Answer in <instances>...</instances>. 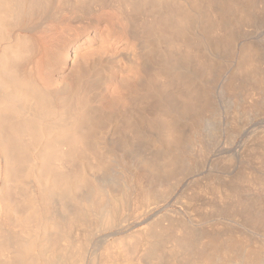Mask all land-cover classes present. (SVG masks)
Returning a JSON list of instances; mask_svg holds the SVG:
<instances>
[{
    "label": "rangeland",
    "instance_id": "1",
    "mask_svg": "<svg viewBox=\"0 0 264 264\" xmlns=\"http://www.w3.org/2000/svg\"><path fill=\"white\" fill-rule=\"evenodd\" d=\"M136 1H138V0H136ZM141 1H142V3L145 2L143 4V6L144 5L145 6L143 8L134 9L135 11L131 10V12L129 10L130 8L129 9L127 8L128 10L124 9L125 11L123 12L122 10L112 9L111 7H105V8L100 9V8H97L98 6H95V8L93 6H89V7H86L85 9H78V8H76V9L69 8L68 9L67 8L68 5H66V4H65L66 6L63 5L64 7H62V8L60 7L58 9V7L55 4H53V6H52V4H50V6L46 8L47 10L41 16H39V18L35 19V22H32V24L28 25L27 29H23L22 27L19 26V24L16 25L18 22H16L14 20V18L12 16H10L11 14H9V16L6 15V17H8L9 19L4 17V25L5 24H7V25H5V27H4V25L2 26V27H4L3 29H5V28L6 29L3 30V34L5 33L4 34L5 36L3 34H1L2 36L0 38V54H2V55H0V57H1L0 59H2V57L4 55L3 50H6L5 54L10 51L12 55L11 54L9 55V53H8V55L14 56V52L16 51L15 49L17 48L16 44L18 42H20V39L24 38V40L29 42L30 38H31V40H32L31 42L35 43V58L32 59L33 61L31 63V67L33 68L31 75H33V77H32L33 79L32 78L30 79L29 77H27L26 79L27 80L29 79L30 83L32 81H34L35 82V88L38 90L37 92L40 94L44 93V96H47V98L48 99L50 98L52 101L54 100L53 103L60 106V108H61V105H63V103H64V98L65 99L68 98V100H69L70 98H72V95L74 96V93H75V96L81 94L82 97L80 96V98L82 99V102H81L82 106L81 105L80 106H81V108H83V109H81V111H82L83 115H85V117L81 115L80 110H79L80 113L77 112V110H74L75 113L71 112L69 110H68L69 112L65 110L66 112H64L63 115H61V114L58 115L59 117L61 116L60 119L56 118L58 116H55V118L57 119L56 120L57 122L55 121V118H52V116H51V118L50 117L47 118L45 120V123H44V127L42 130L43 132L40 131L39 132L40 134L39 133L37 134L36 132L33 133L32 131L31 132L28 131L30 135H27L28 132L24 131L23 133H25L26 135L21 134L19 139L16 136V139H13L14 145L17 144L19 141L22 142V143H20V146H21L20 149L21 150L19 149V151H21L22 154H20L21 152H19V151H18V153H19V155H21V157L19 156L21 159H22V157H24V159H22V161H23L22 165L25 163V166H23L21 169H17L16 168L17 166L15 167V165H14L15 163H13V165H10L11 164L10 161H9L10 164H8L7 162H6L7 164L5 163V161H4L5 154H3L2 150H1V149H3L1 147L2 146L1 144L4 143V142L2 143V141L5 140V138L4 139L2 138L3 139L2 140L0 137V142H1L0 143V164H1L2 170H3L4 165H8V166H5V168H4L5 170L6 169L9 170V168H12L9 170L10 172L12 171V175H11V173L9 174L8 170L6 171V172H8L6 174V175H8L7 179H6V177H4L6 175H3V173L5 171H2L1 175L3 177L0 175V192L1 193L6 192L3 195V197H6V199H7V197L8 198L11 197L8 199V202L10 203V205L13 204V206H14L13 207L14 208V213H13L14 216H15V214H16V216H19V214L24 215V213L27 216L28 213L30 214V212H35V213H37L35 215H38V219L35 220L38 225H36V223L34 221L33 222L30 221V225H31L30 227L32 230L29 229V231L23 232L22 228L20 229V227H22L20 223H16L15 221L10 220V219L9 220L5 219V217H4L5 215L0 212V264H7V263L8 264H48V263L50 264V261H52L51 264H62L64 261H65L64 262L65 264H68L69 252L71 253L77 248V247L74 248V246H77L76 243L77 244L79 243V239L81 241H83L80 243L85 245V247H84L79 243V245H81L80 250L82 247L84 248V249L82 248V251H81V253H82V255L80 257L81 260L79 259L80 264H82V262H83V264H100L101 259H103L106 255L107 256L110 255L111 252L116 253L117 252V251L115 252L116 248H121L120 250H123V254L128 253L126 255H129V253H130V256H131L130 258H132V257L135 258V260H134V258L131 259V261H132V262H130L131 264H169L170 261L173 262L172 257L170 255L165 254V252L168 253L167 249L164 250V247H162V246L164 245L165 247H167L170 244L167 241V238L171 237L170 236L171 233H173V234H171L172 237H173V235L176 236L175 225H176L177 221L180 222L181 219H183L182 218L183 216H184V219L189 218L188 214L182 212L183 206L180 203L179 197L182 196L181 199H183V196L185 195V190H188L186 192L192 191V189L194 188V187H192L193 186L192 178L196 177L195 179L198 178V180L199 181L201 180L200 182H202V181H204V179H203L204 177L210 176L209 175L210 173L217 175V176L222 175L221 178L224 176L223 178H225V179H228L229 177L234 176L239 171L238 169H240L239 168L240 166L237 165L238 161L237 160L235 161V159L239 156H242L243 154L245 155V153L247 152L248 146H250L251 144H253L256 141L261 140V139L264 140V138H261V137H264V102H263L264 101V95H262V94H264V91H263L264 87H262L261 90L259 88H257L258 93L256 90H254L253 93L249 94V95L246 94V92L243 89L244 87H247L246 85H249L250 87L252 84L259 85V83L260 82L262 83L264 80V9H263L264 8V0H238V1L236 0L237 2L235 0H230V3L228 2L229 0H221L222 4L220 3V0H217L218 2L216 0H207V1L206 0H197V1L185 0L184 2H183V0H180V1L179 0H141ZM209 1L211 3H208ZM213 1H214V3H213ZM232 1H235L236 3H234V2L231 3ZM239 1H241V2L243 1L242 5H244L243 3H245V5H244L245 7L239 8V6H238ZM138 2H140V0ZM159 2L161 4H164V7H166V8H164V7H163L164 9L160 8V4L158 5L159 8H158V6L157 7L154 6V8H153V6L150 5V3L155 4V3H159ZM227 2L229 4H232V5L229 8H227V10H226L224 5H227V7H228V4H226ZM241 2H239V3H241ZM212 3H213V5H211ZM165 4H166V6H165ZM235 4L238 6V9H235V12L230 11L233 9L232 7ZM175 6L179 7L180 10H178V8ZM208 6H210V7H208ZM235 6H234V8H235ZM145 7H147V10L145 9ZM149 7H152V8L150 9ZM170 7H171V9H170ZM218 7L219 8L224 7L222 9L223 10L225 9V12L228 13V15L225 12H222L223 10L219 9ZM255 7L256 8L258 7V8L256 9ZM204 8L207 10H205ZM209 8H212V9H209ZM105 9H107V10H105ZM240 9H242V10H240ZM163 10L167 14L162 13ZM170 10L174 11V12L171 13ZM208 10H210V11H208ZM220 10H222V11H220ZM238 10H239V12H238ZM160 11L162 14L160 13ZM167 11L170 14H168ZM215 11L217 13H215ZM240 11H241V13H240ZM126 12L129 14L126 15ZM219 12H222L224 14L219 13ZM231 12L234 14H232ZM116 13H118V14H116ZM131 13H133V14H131ZM242 13H243V15H242ZM121 14H122V16H121ZM124 14L126 15V18L124 16ZM239 14H240V16H238ZM129 15L133 20H136L135 25H130V23L128 22L127 16L129 17ZM162 15H169L170 17H172L174 15V17H172L173 21H172V23H170L172 25H167L168 29H166L165 31H162V33H161V30L158 28V26L155 25L156 22H153V21L160 19L162 17ZM214 15H216V17H214V18H216L215 20L220 21V19L217 17L222 16L221 21H224L222 23V25H220L219 32H216L217 30L211 21L212 17ZM217 15H219V16H217ZM225 15H227V17ZM175 16L178 19V21L180 20L179 24H180V27L182 28V30L178 31V32H176L175 27H173L176 23L175 22L173 25V22L176 20ZM177 16H179V17H177ZM223 16L225 18H223ZM114 19H115V21H114ZM119 19H120V21H119ZM208 19H210V20H208ZM117 20H118V22H117ZM6 21H7V23H6ZM169 22H171V20ZM183 22H185V23H183ZM66 23L68 26L66 25ZM149 23L150 24L153 23L152 28H150V29L147 28L148 26H146ZM236 23H238V25ZM150 24H149V26H150ZM183 25H185V26H183ZM169 26L172 29H169L170 28ZM251 26H252V28H251ZM212 28L216 31H213ZM222 29L225 31H222ZM157 30H159L160 32ZM167 31H169V32H167ZM184 32H186V33H184ZM171 33H172V35H171ZM221 33H223V34H221ZM178 34H180V36ZM226 34H227V36H226ZM3 36L6 39L3 38ZM14 38H16V39H14ZM140 38H141L140 41L143 40V42L146 43V44H143V46L141 45L143 47V50H144V48H146L144 50V52L146 54H144L143 50H142V52H139L140 48H142V47H140V44L143 43V42L139 41ZM162 39H164V40H162ZM17 40H18V42H17ZM171 40L173 42L175 41L176 43L175 44L172 43ZM159 41H161V42H159ZM192 43L194 44V46ZM191 44H192V46H191ZM6 45H8V46H6ZM36 46H38V47L36 48ZM6 48H8V49H6ZM155 48H156V50H154ZM167 49H169V50H167ZM95 50H96V52H95ZM171 50L172 51L175 50L174 53ZM99 51H100V53H99ZM170 51H171V53H170ZM90 52H93L92 53L93 56H91L92 54ZM147 52H149V53H147ZM187 52H189V53H187ZM256 52H257V54H256ZM94 53L96 54L95 56H94ZM130 53H131V55H130ZM141 53H143L145 56L142 55ZM248 53H249V55H248ZM250 56L255 57L257 59L254 60V58L251 57L254 60V62H253V60L250 59ZM95 58H97V59H95ZM245 58H247V59H245ZM91 59H93V60H91ZM94 59H95V61H94ZM249 59L252 61V63H250L251 61ZM197 61L201 62V63L198 64ZM245 61H247V62H245ZM92 62H94V63L92 64ZM101 63L102 64L104 63V64L102 65ZM170 64L172 66H170ZM248 64H249V66H248ZM90 65H92V66H90ZM80 66L82 69H78V67L80 68ZM71 67H73V68H71ZM92 67H94V68H92ZM183 67H185V68H183ZM90 69H92V70H90ZM250 69L254 70V71H251ZM80 70H82V75L84 74L85 76L84 75L81 76V78H83V79L79 78L78 84L81 83L82 80H84V82L88 81L89 83L88 82L85 83L83 85V88H80V86H79L80 84L77 85L79 88L76 85H74L72 87V85L75 83L73 76L77 72L78 73L81 72ZM144 70H146V71H144ZM166 70H167V72H166ZM39 71H41V72H39ZM242 72L245 74H243ZM159 73H161V74L159 75ZM150 75H152V76H150ZM143 76L146 78V81H147L146 85L142 84L144 82L143 79H145ZM140 78H142V79H140ZM174 78H176V79H174ZM149 79H151V80H149ZM257 79H259V80H257ZM154 80H155V82H154ZM230 80L233 81V83L236 85V86L234 85V88L231 91L229 88H227V84L230 83ZM254 80H256V81H254ZM169 82L171 83V85ZM178 82H179V84H178ZM147 83H149V84H147ZM151 83H155V84L154 85L152 84V86H151ZM156 83H158V84H156ZM174 83H176V84H174ZM121 85H123V86H121ZM148 85H149V87H148ZM69 86H71L72 88H70ZM159 86H160V88H159ZM188 86H190V87H188ZM40 87H41V89H39ZM65 87H67V89ZM185 87H187L188 89ZM64 89H66V90H64ZM68 89L71 92H69ZM177 89H180V90H177ZM206 90H208V91L205 92ZM233 90L236 92H234ZM141 91L142 92L144 91V92L142 93ZM241 91L243 92L244 95L241 94L242 93ZM57 92H58V94H57ZM59 92L61 93V95ZM62 92L66 93L65 94L66 96L64 95V93L62 96ZM68 92H69V96H68ZM186 92H188V93H186ZM189 93H190V95L191 94L192 95L188 96ZM87 94H89V95L87 96ZM130 94H132V95H130ZM75 96L73 98H75ZM137 96H138V98H137ZM140 96H141V98H139ZM166 96H168V98ZM184 96H185V98H184ZM186 96H188V98L192 97L195 100L194 101L195 104L192 106L190 111H187L188 113L190 112L189 114L186 111L184 112V110L179 111V110L173 109L174 110L173 111L169 107L172 105H174L176 107L177 105L180 106V104H182L183 102L185 103V100H187ZM246 96H248V97H246ZM96 97H98V98H96ZM113 98H115V99L113 100ZM127 98H128V100H127ZM159 98H160V100H159ZM161 98L164 100H161ZM174 98L176 101L178 100V102H176L174 100ZM200 98H202L201 101H199ZM250 98H252L253 100H251ZM255 98L259 99V100H256ZM260 98H261V100H260ZM165 99L166 100L169 99V100L166 101ZM190 99L191 98H189L188 100H190ZM244 99H246L245 102L248 100L247 101L248 103L246 102V104H245ZM0 101H2V100L0 99ZM62 101H63V103H60ZM161 101H166L167 103L166 102L164 103ZM139 102H140V104H139ZM168 103H169V105H168ZM171 103H172V105H170ZM173 103H175V104H173ZM55 104H53L54 107H55ZM158 104H160V105H158ZM23 105H24V108L29 107V105L26 103H23ZM162 105H163V107H162ZM195 105L197 107L194 109ZM198 105H200V106H198ZM253 105H257V110L253 111V112H248L249 107H251ZM1 107H2V104H0V110H1ZM241 108H243V109H241ZM244 108H246V110ZM160 109H162V110H160ZM168 109L172 113V115L170 114ZM128 110H129V112H128ZM163 110H164V112H163ZM161 111L164 114L167 112L166 113L167 116H165L166 114L164 116H161V115H163L161 113ZM197 111H199V112H197ZM200 111H202L203 113ZM0 112L2 113L3 110ZM76 112L78 115H76ZM85 112H86V114H85ZM136 112H137V114H135ZM158 112H159V115L161 114L160 120H162V122L158 121L159 120L157 118L159 116ZM242 113H244L245 115ZM66 114H67V116H66ZM179 114L184 118L182 119V117H180ZM77 116L78 117L82 116L80 118L79 122H77L79 120L77 118ZM149 116H150V118H149ZM169 116L171 117V119H168V118H170ZM163 117H165L167 119V122L170 126L169 128H171V126H172V128H174L173 130H175V129H177V130L173 131L171 129V132H170V130H165V129H167L168 124L166 123V119ZM156 118L158 120H156ZM179 118H180V120H179ZM48 119H53V120H51V122H49ZM58 119H59V121H58ZM61 119H62V121H61ZM163 119L165 120V122ZM204 119H205V121H204ZM68 120H70V121H68ZM129 120H130V122H129ZM169 120H173L170 122L171 125L169 123ZM74 121H75V123H74ZM125 121H127V122L125 123ZM59 122L60 123L62 122L61 123L62 125ZM160 122L163 124L166 123L167 125L161 126ZM174 122H176V123H174ZM57 123L59 124V126L60 125L61 126L59 127ZM95 123H97V124H95ZM198 123L199 124L201 123V124L199 125ZM230 123L232 126L230 125ZM76 124L77 125L80 124V125H78L77 129H74V128H76ZM234 124L237 126L236 131L232 128ZM237 124H239V125H237ZM53 125H55V127ZM68 125H69V127H68ZM73 125H74V127L72 128L71 126H73ZM62 126H63V128H65L67 126L65 128L66 130L63 129ZM91 126H94V127L96 126L97 129L94 127H91ZM164 126L166 128H164ZM58 127L60 128V130L62 128L63 132H61ZM70 127H71V129H70ZM162 127L164 128L163 129L164 131L161 129ZM50 128H51V130H50ZM80 129H82V132ZM95 129H96V131H95ZM134 129H136V130H134ZM159 130L162 131L161 132L162 134H160ZM189 130H190V132H189ZM195 130L197 132L199 130V132L197 133ZM165 131L168 132V134L170 133L169 134L170 136L168 134H166ZM82 133H83V136H82ZM173 133H174V135H173ZM236 133H237V135H236ZM89 134H91V135H89ZM201 134H203V135H201ZM4 135H5V133H4ZM23 135L25 137H23ZM165 135L167 138L165 137ZM233 135L235 136V139H234ZM1 136H2V134H1ZM27 136L30 138H28ZM163 136L165 139L162 138ZM195 136H199V137L201 136L200 138L203 140V142L205 143V145L207 147V153L208 154L206 153V157H205V161H206L205 164L206 165L204 164L203 168H202V166H200L198 169L193 170L192 173H187L186 174L187 177L181 176L179 174V171H180V164H181V166H183V162L181 161V158L179 157L180 156L179 151H181V149H183V148H186L185 146H189V144L192 143V140ZM168 138H170V139L168 140ZM178 138H180V139H178ZM258 138H260V139H258ZM255 139H257V140H255ZM175 141H176V143H175ZM71 142H72V144H71ZM82 143H84V144L82 145ZM179 143H180L181 147L183 146L180 149H178L180 147ZM23 144H24V146H23ZM175 146H177V147H175ZM128 150H129V153H128ZM7 151L10 152V153L8 152L9 155H11V156L14 155V153L11 151V149H7ZM125 152H126V155H125ZM178 152H179V154H177ZM121 154H123V155H121ZM15 155H17V154H15ZM119 155H120V157H119ZM6 156H8V155H6ZM126 156H128L129 158L128 157L126 158ZM131 156H132V159H131ZM230 156H233V161H235L234 163H232V162H230V160H228L230 158ZM120 158H121V161H119ZM122 158H123V160H122ZM53 160L54 161L56 160V161L54 162ZM125 160H127V161H125ZM130 160H131V162H130ZM141 160L144 162H142ZM216 160H218L220 162H217ZM65 161H66V163H65ZM214 161H216V162H214ZM221 161H222V163H221ZM124 163H127V164H124ZM130 163L132 164V166L133 165L139 166L140 164L143 163V166L140 165L142 168H144L146 166L148 167L151 164L150 166H152V167L149 166L150 168H147V167L145 168L146 170L147 169L149 170L150 183H148V184L149 185L151 184L150 185L151 188L155 187L154 190L152 189V191H155L158 193L161 191L159 193V195H161V196H159V199L157 200L158 202H160V204L158 205L157 204L158 202H157L156 204L158 206H155L156 204L151 205L152 207H149V208H152L151 209L152 211H149V208H148V209H145V211H144L145 213L144 212L142 213V211L137 212V214L134 213L135 214L134 216L137 215L138 217L137 216L133 217V215L130 213L129 215H126L124 222L122 221L120 224L115 225V227L113 225H110L109 226L110 228L105 227L106 229L102 225L100 226V223H98V222H97V224L95 222H91L94 220V218H92V216H88V215L83 216L84 215L83 214L82 215L83 216L82 217L83 218V225H84V223L90 221L89 226L87 223L85 224L87 227L85 225L83 227H81V226L78 227L74 224V225H72L73 227L71 226V228L69 229L67 237L65 235L63 236L60 233V231L58 230L59 229V226H58L59 223L57 222V220L59 222H62L66 218H69L71 216V213L75 212L78 209L77 207L80 205V203L86 202V199L88 200V198L90 200V198H94V196L100 197L101 194L104 193V196H102L101 199L106 197L107 199L106 198L103 199L104 202L106 203L108 201V194L113 192V190L115 191L117 189L118 190V191L116 190L117 193H119L120 188H121V190H124L125 187L127 186V183H126L127 180L125 178H127L126 174L128 173L127 169H128V166ZM65 164H66V167H65ZM9 166H12V167H9ZM30 166L32 168H30ZM171 166H172V168H171ZM130 167L131 166H129V168ZM14 168L19 171V172L17 171V174H19V175H17L15 173L16 170ZM120 170L121 171L123 170V171L121 172ZM48 171L53 172V173H50ZM124 171H127V173ZM123 172L126 174L124 175ZM46 173L47 174L50 173V175L52 174V177L54 176V178H55V176H56V178L55 179L53 178L51 180L52 177L47 175ZM66 173H67V176L65 175ZM76 174H77V176H76ZM188 174H190V175H188ZM39 175H41L42 178ZM62 175H63V177H62ZM170 175H172V176H170ZM194 175H195V177H192ZM225 175L226 176L228 175L229 177L227 176V178H226ZM13 176H15V177H13ZM17 176L21 177L20 181L17 179L18 178ZM46 176H48V178ZM44 177H45V182L47 184L43 183ZM60 177L62 178L61 181L59 180ZM68 177H70V178H68ZM46 178H47V180H46ZM160 179L161 180L164 179V181H163L164 184L162 182L157 184L160 181ZM58 180H59V182H57ZM63 180L65 181V183ZM191 180H192V182H191ZM50 181H51V183H54V184L50 185L51 188H50V186H47L45 188L46 185L51 184ZM53 181H55V182H53ZM68 181L71 183L67 184ZM156 181H158V182L156 183ZM166 181H167L168 186H169V184H171L170 188L168 186H166V183H165ZM172 181H174L175 183L173 182L174 183L173 184ZM15 182H16V184H15ZM55 183H56V186H55ZM60 183H62L63 186ZM66 184H67V186H66ZM163 185H165L166 188L168 187L170 190L165 189V187H163ZM58 187H59V189H58ZM40 188H42V189L44 188L45 190L43 189V191H42V189H40ZM101 189L103 190V192L99 193L98 190L102 191ZM104 189H106V190H104ZM108 189L109 190L112 189V190L108 191ZM49 190H51V191L49 192ZM68 190H69V192H68ZM121 190H120V192H121ZM31 191H33V192H31ZM60 191H62V192L59 193ZM107 191H108V193H107ZM116 191H115V193H116ZM44 192H48V194L51 193L50 197L49 198L47 197V199H44L42 197ZM65 192L68 194H66ZM92 193H93V197L90 196V195H92ZM52 195H53V197H52ZM166 195H168V196H166ZM33 196L36 198H34ZM69 196H71V197H69ZM0 197H2V194L0 195ZM73 197L75 199H73ZM77 197H78V199H77ZM40 198H42L43 200ZM63 198L65 201H63ZM81 199L82 200L84 199L85 201H82ZM177 199L179 200V203H178ZM44 200H45V202H44ZM76 200H78V201L81 200V202L80 201L78 202ZM103 200H101L102 203H104ZM160 200H162V202ZM35 201L36 202L38 201V203L36 204ZM18 202H19L20 206L17 205ZM26 202H28V204ZM31 202H33V203H31ZM46 202L47 203L49 202L50 204L49 203L46 204ZM43 203H45V204L43 205ZM68 203H69V205H68ZM105 203L103 204L104 206H106L108 202L106 204ZM31 204L33 206H31ZM35 204H36V206H34ZM179 204L182 207H180ZM47 205H48V207H47ZM63 205H65L64 206L65 208L63 207ZM49 206H50V208H49ZM154 206H155V208H154ZM160 206H161V208H159ZM28 207L30 208V210ZM33 207H35V209ZM41 207H45V209H43ZM66 208H67V210H66ZM42 209H43V211H42ZM48 209L51 213L49 211H48L49 213H46L44 211V210H48ZM54 209H57V211L55 212ZM173 209H175L176 211H180V214L176 216V214H178V213L174 212ZM166 210H169V211H166ZM18 211H19V213H18ZM65 211H68V212H65ZM165 211L167 212L168 215L166 214V216L164 217V214L166 213ZM43 212L46 214H44ZM58 212H60V213H58ZM99 212H101V210ZM56 213H58V214H56ZM162 213H164V214H162ZM172 213H175L174 214L175 215V218H174L175 221L172 219L174 217V215ZM47 214H49L48 217H47ZM143 214H144V216L145 215L146 216L144 217ZM169 214L173 215V217H171ZM182 214H183V216H182ZM1 215L2 216L4 215V216L2 217ZM56 215H58V216H56ZM130 215L133 218H131ZM149 215H150V217H149ZM28 217H31V216L28 215ZM39 217L40 218L42 217V218L40 219ZM44 217L46 218L45 220H44ZM147 217H149V218H147ZM178 217H180V219ZM52 218H54L53 219L54 222L52 221ZM145 218H147V219H145ZM156 218H158V219H156ZM170 218L173 221H170ZM176 218H177V220H176ZM85 219H86V221H85ZM128 219L130 221H128ZM141 219H142V221H141ZM143 219H144V221H143ZM161 219H163L164 221L162 220L163 222H161V224H159V220H161ZM55 220H56V222H55ZM132 220L135 222H133ZM138 220H140V221H138ZM148 221H150V222L153 221V222L150 223ZM8 222H9V224H8ZM127 222L129 224H127ZM43 223L45 224V226L43 225ZM94 223L97 225L96 227H95ZM91 224H93V228L95 230L94 229L92 230ZM150 224L153 227L157 226V227H155V228H158V230L156 229L157 230L156 233H155V231L152 230L153 228L150 226ZM193 224H191V226H193L196 229V227L198 225L195 223H193ZM13 225H15V227ZM46 225H48V226L46 227ZM158 225H159V227L162 226V229L166 228L168 230V231H166V229L164 230L165 237H167L166 238L167 246L165 244H163V239H165V237L162 238V237H160V235H158V233L159 234L161 232L163 233V231H161V228L159 229ZM140 226H141V228L145 227V229H146L145 231H147V228H148V230L150 229L151 231L150 230L147 231V233L149 232L148 234L145 231H144V234L140 233L141 232V231H139ZM169 226H171V227H169ZM89 227H91V228H89ZM155 228H154V230H155ZM133 229H135V230H133ZM170 229L175 231V232L171 231ZM136 230L139 231V233H138V231L136 232L138 234H135L134 231H136ZM159 230H160V232H158ZM85 231L88 232V235L86 234ZM124 232H125V234H124ZM131 232H132V234H131ZM26 233H28V234H26ZM127 233H129V234L127 235ZM18 234H20V235L18 236ZM116 234L118 236H119V234H121L120 236L122 238H124L123 236H125V235L128 237L121 240L122 238L119 236L120 237V239H119V237ZM139 234H140V236H138ZM145 234L148 235L149 238L152 239L153 241H156V244L155 243L153 244V246H154L153 248L151 247L152 246L151 242H153V241H149L150 240L149 238L147 239L150 242L149 245H151L149 248V246L147 244L149 242L146 240V238L148 236L146 237ZM149 234L151 235V237ZM153 234L154 235L157 234V235L154 236ZM166 234L169 236H166ZM197 234H198V232H195V234H193L194 238H195V236H198ZM33 235H34V237H33ZM81 235H83V238ZM152 235L155 237L154 239H153ZM20 236H22V237H20ZM114 236H116V237H114ZM17 237L20 238L21 240L18 239ZM141 237L142 238L144 237V239H142ZM157 237L158 238L160 237V238L158 239ZM7 238H9V239H7ZM114 238L115 239L118 238V239L115 240ZM140 238H141V241H140ZM161 238H162V240H160ZM206 238L207 237L201 239V242L203 240H204V242L209 240L208 238H207L208 240ZM46 239L50 240V244H47L48 241ZM56 239H57V241H56ZM196 239H197L196 242H198V244H199L200 236L196 237L195 240ZM51 240H53V241H51ZM112 240L117 241V242L115 243L113 241L115 243L114 244L113 242H111ZM137 240H138V242H137ZM145 240L147 242H145ZM142 241L144 242L143 244L146 243V245L141 244ZM161 241H162V244H161ZM10 242H12V244ZM14 242L16 244H17V242L18 243L22 242L21 243L22 245L21 244L16 245ZM52 242H54V243H52ZM56 242H57V244H56ZM158 242H160V244ZM193 242H195V241L193 240ZM240 242L241 241L239 240V243ZM30 243H34V244H30ZM64 243H65V245H64ZM66 243L67 244L70 243V244H68L70 246H66L67 245ZM195 243H193V244H195ZM239 243L235 244V246H234L235 250H237L239 248V245H240ZM241 243H243V242H241ZM116 244H117V246H116ZM118 244H120L121 246H119ZM157 244H159V245L157 246ZM198 244L193 245L192 251H194V247L198 246ZM14 245H16V246H14ZM50 245L51 246L54 245V247L58 246L59 249H58V247H56L57 251H53L55 249H54V247H52L50 249ZM71 245H73L74 249L72 248ZM113 245L116 246V248H114ZM45 246H46V248L48 246L49 247L46 249V248H44ZM12 247L13 248L15 247L14 251H13ZM19 247L20 248L23 247V250H22V248H21V250L24 253L20 250ZM105 247H107V249ZM144 247L146 249H144ZM157 247L160 249L159 251L156 250ZM24 248H26V249H24ZM87 248H89V250ZM111 248H113V251ZM70 249H71V251H70ZM85 249H86V251H85ZM101 249H103V250L106 249V250L103 251ZM46 250H48V251H46ZM62 250H64V251H62ZM77 250H78V248H77ZM162 250H163L164 254H162V252H160ZM50 251L52 253L53 252L54 253L52 254ZM102 251L104 253L106 251V253L104 254ZM21 252H22V255H21ZM55 252H56V254H55ZM121 252L118 251L117 254H119ZM95 253H96V255H95ZM102 253L105 256L104 255L102 256ZM114 253H112L110 257H112V255H114ZM235 253L236 252L230 253L229 257L233 258ZM24 254H25V256H24ZM49 254H50V256H49ZM61 254H63V255H61ZM51 256L53 258H51ZM61 256H63V257H61ZM83 256H85V257H83ZM42 257L45 259H43ZM82 257H83V259H82ZM56 258H57V260H56ZM11 259H12V261H11ZM58 259H61V260H58ZM45 260H47V261H45ZM6 261H7V263H6ZM16 261H17V263H16ZM172 262H170V263L172 264ZM130 263H127V264H130Z\"/></svg>",
    "mask_w": 264,
    "mask_h": 264
},
{
    "label": "bare ground",
    "instance_id": "2",
    "mask_svg": "<svg viewBox=\"0 0 264 264\" xmlns=\"http://www.w3.org/2000/svg\"><path fill=\"white\" fill-rule=\"evenodd\" d=\"M139 1V0H138ZM138 1H134V0H0V38H1V34H3V30H5V29H3L4 27H5V25H7V24H5L4 25V17H6V15H8L9 16V14H11L10 16H12L13 18H14V20L16 21V22H18L16 25H18L19 24V26L20 27H22L23 29H27V27H28V25H30V24H32V22H35V19L36 18H39V16H41L47 9V7H49L50 6V4H52V6H53V4H55L57 7H58V9L61 7H64L63 5H68V9L69 8H72V9H76V8H78V9H85L86 7H89V6H93L94 8H95V6H98L97 8H100V9H102V8H105V7H111L112 9H117V10H122L123 12L128 8H130L129 10H130V12H131V10L132 11H135L134 9H138V8H143L144 6H143V4L145 3V2H143L142 3V1L140 0V2H138ZM180 1V0H179ZM185 0H183V2H184ZM195 1H197V0H195ZM194 1V2H195ZM207 1V0H206ZM217 1V0H216ZM236 1V0H235ZM235 1H232L231 3H236ZM178 2V1H177ZM189 2V1H188ZM218 2V1H217ZM229 3H230V0L228 1ZM226 3V4H228V7H227V5H224L225 6V8H226V10H227V8H229L232 4H229V3ZM239 2H241V1H239ZM238 2V6H239V8L240 7H245L244 5H245V3H243L244 5H242V2L241 3H239ZM247 2V1H246ZM142 3V4H141ZM187 3V2H186ZM191 3V2H190ZM208 3H211L210 1L208 2ZM213 3H214V1H213ZM213 3L211 4V5H213ZM220 3L222 4V2H221V0H220ZM251 3V2H250ZM160 4V8H162V9H164V8H166V7H164V4H161L160 2L159 3H155V4H153V3H150V5H152L153 6V8H154V6L155 7H157L158 5ZM207 4V3H206ZM225 4V3H224ZM54 5V6H55ZM65 5V6H66ZM179 5V4H178ZM187 5V4H186ZM185 5V6H186ZM219 5V4H218ZM236 5V4H235ZM234 5V6H235ZM165 6H166V4H165ZM188 6V5H187ZM192 6V5H191ZM203 6V5H202ZM234 6L232 7L233 9L232 10H230V11H233V12H235V9H238V6L236 5L235 6V8H234ZM261 6V5H260ZM259 6V7H260ZM148 7V6H147ZM147 7H145V9L147 10ZM164 7V8H163ZM175 7H177V6H175ZM204 7V6H203ZM208 7H210V6H208ZM212 7V6H211ZM214 7V6H213ZM216 7V6H215ZM248 7V6H247ZM246 7V8H247ZM150 9L152 8V7H149ZM158 8H159V6H158ZM178 8V10H180L179 9V7H177ZM188 8V7H187ZM219 8V7H218ZM222 8H224V7H222ZM221 7L219 8V9H222ZM256 8V7H255ZM258 8V7H257ZM256 8V9H257ZM125 9V10H124ZM127 9V10H128ZM170 9H171V7H170ZM174 9V8H173ZM191 9V8H190ZM205 9V8H204ZM209 9H212V8H209ZM214 9V8H213ZM231 9V8H230ZM243 9V8H242ZM242 9H240V10H242ZM260 9V8H259ZM258 9V10H259ZM264 9V8H263ZM55 10V9H54ZM105 10H107V9H105ZM167 10V9H166ZM177 10V9H176ZM205 10H207V9H205ZM204 10V11H205ZM216 10V9H215ZM223 10V9H222ZM222 10H220V11H222ZM103 11V10H102ZM116 11V10H115ZM171 11V10H170ZM208 11H210V10H208ZM244 11V10H243ZM247 11V10H246ZM260 11V10H259ZM114 12V11H113ZM168 12V11H167ZM172 12H174V11H171V13ZM176 12V11H175ZM206 12V11H205ZM204 12V13H205ZM222 12H225V9L222 11ZM222 12H219V13H222ZM238 12H239V10H238ZM6 13V14H5ZM119 13V12H118ZM118 13H116V14H118ZM134 13V12H133ZM133 13H131V14H133ZM157 13V12H156ZM159 13V12H158ZM160 13H161V11H160ZM162 13H166L164 10H163V12ZM161 13V14H162ZM215 13H217L216 11H215ZM226 13V12H225ZM230 13V12H229ZM232 13V12H231ZM240 13H241V11H240ZM127 14H129V13H127L126 12V15ZM138 14V13H137ZM136 14V15H137ZM167 14V13H166ZM168 14H170L169 12H168ZM176 14V13H175ZM182 14V13H181ZM213 14V13H212ZM222 14H224V13H222ZM227 15H228V13H226ZM232 14H234V13H232ZM246 14V13H245ZM45 15V14H44ZM126 15L124 14V16H125V18H126ZM178 15V14H177ZM186 15V14H185ZM227 15H225L226 17H227ZM242 15H243V13H242ZM241 15V16H242ZM68 16V15H67ZM121 16H122V14H121ZM183 16V15H182ZM211 16V15H210ZM217 16H219V15H217ZM231 16V15H230ZM229 16V17H230ZM236 16V15H235ZM238 16H240V14L238 15ZM245 16V15H244ZM247 16V15H246ZM136 17V16H135ZM161 17V16H160ZM172 17H174V15L172 16ZM172 17H170L169 15H162V17L160 18V19H158V20H154L153 22H156V26H158V28L161 30V33H162V31H165L166 29H168L167 28V25H172V24H170V23H172V21H173V18ZM177 17H179V16H177ZM214 17H216V15H214L213 17H212V23H213V25H214V27L216 28V30H214L213 28V31H216V32H219V30H220V25H222V23L224 22V21H221L222 20V16H219V17H217V18H219L220 19V21L219 20H215L216 18H214ZM221 17V18H220ZM248 17V16H247ZM6 18H8V17H6ZM5 18V19H6ZM116 18V17H115ZM121 18V17H120ZM172 18V19H171ZM175 18H176V16H175ZM182 18V17H181ZM185 18V17H184ZM214 18V19H213ZM223 18H225L224 16H223ZM232 18V17H231ZM242 18V17H241ZM9 19V18H8ZM7 19V20H8ZM43 19V18H42ZM117 19V18H116ZM127 19H128V22L130 23V25H135V23H136V20H133L131 17H130V15H129V17L127 16ZM139 19V18H138ZM180 19V18H179ZM187 19V18H186ZM245 19V18H244ZM257 19V18H256ZM74 20V19H73ZM126 20V19H125ZM171 20V22H169ZM175 20V19H174ZM177 20V21H176ZM176 20L173 22V25H174V23H175V25L173 26V27H175V29H176V32H178V31H181L182 30V28L180 27V24H179V21H178V19L176 18ZM208 20H210V19H208ZM92 21V20H91ZM114 21H115V19H114ZM119 21H120V19H119ZM245 21V20H244ZM248 21V20H247ZM258 21V20H257ZM79 22V21H78ZM117 22H118V20H117ZM6 23H7V21H6ZM49 23V22H48ZM93 23V22H92ZM124 23V22H123ZM142 23V22H141ZM144 23V22H143ZM183 23H185V22H183ZM182 23V24H183ZM209 23V22H208ZM251 23V22H250ZM121 24V23H120ZM150 24V23H149ZM149 24L148 25H146V26H148L147 28H152V24H150V26H149ZM187 24V23H186ZM210 24V23H209ZM237 25H238V23H236ZM244 24V23H243ZM248 24V23H247ZM4 25V27H2ZM66 25H67V23H66ZM240 25V24H239ZM246 25V24H245ZM249 25V24H248ZM253 25V24H252ZM68 26V25H67ZM120 26V25H119ZM145 26V27H146ZM154 26V25H153ZM183 26H185V25H183ZM212 26V25H211ZM241 26V25H240ZM7 27V26H6ZM51 27V26H50ZM170 27V26H169ZM213 27V26H212ZM129 28V27H128ZM146 28V29H147ZM156 28V27H155ZM241 28V27H240ZM251 28H252V26H251ZM130 29V28H129ZM169 29H172L171 27L169 28ZM174 29V28H173ZM235 29V28H234ZM128 30V29H127ZM133 30V29H132ZM231 30V29H230ZM252 30V29H251ZM7 31V30H6ZM131 31V30H130ZM157 31H159V30H157ZM187 31V30H186ZM211 31V30H210ZM222 31H225V30H223L222 29ZM232 31V30H231ZM149 32V31H148ZM151 32V31H150ZM155 32V31H154ZM160 32V31H159ZM167 32H169V31H167ZM175 32V33H176ZM146 33V32H145ZM174 33V32H173ZM184 33H186V32H184ZM214 33V32H213ZM226 33V32H225ZM228 33V32H227ZM233 33V32H232ZM5 34V33H4ZM3 34V35H4ZM59 34V33H58ZM150 34V33H149ZM183 34V33H182ZM221 34H223V33H221ZM220 34V35H221ZM57 35V34H56ZM145 35V34H144ZM157 35V34H156ZM171 35H172V33H171ZM170 35V36H171ZM179 36H180V34H178ZM212 35V34H211ZM235 35V34H234ZM242 35V34H241ZM5 36V35H4ZM3 36V38H5ZM147 36V35H146ZM167 36V35H166ZM176 36V35H175ZM183 36V35H182ZM181 36V37H182ZM216 36V35H215ZM224 36V35H223ZM226 36H227V34H226ZM7 37V36H6ZM13 37V36H12ZM141 37V36H140ZM150 37V36H149ZM153 37V36H152ZM161 38V37H160ZM168 38V37H167ZM173 38V37H172ZM180 38V37H179ZM186 38V37H185ZM6 39V38H5ZM14 39H16V38H14ZM170 39V38H169ZM187 39V38H186ZM3 40V39H2ZM8 40V39H7ZM19 40V39H18ZM18 40H17V42H18ZM141 40V38L139 39V41ZM157 40V39H156ZM162 40H164V39H162ZM226 40V39H225ZM229 40V39H228ZM10 41V40H9ZM32 40H31V38H30V41L29 42H27L26 40H24V38L22 39H20V42H18L16 45V51L14 52V56H9L10 54H11V52L9 51L8 53H9V55H8V53H6L5 54V52H6V50H3L4 51V55H3V57H2V59H0V99L2 100V101H0V104H2V107H1V110L0 111H2L3 110V112L0 114V137H1V139L3 138H5V140H1L2 141V143L3 144H1L2 146V148L3 149H1L2 150V153L3 154H5V156H4V161H5V163L7 162L8 164H10V162H11V164L10 165H13V163H15L14 165H15V167L17 168V169H21L23 166H25V163L22 165V159H24V157H22V159L20 158L21 157V155H19V153H18V151H19V149L21 148V146H20V143H22V142H16L17 144H15L14 145V141H13V139H16V136H17V138L19 139L20 138V136H21V134H25V133H23L24 131H29V132H33V133H39L40 131L41 132H43L42 130H43V127H44V123H45V120L47 119V118H51V116H52V118H55V116H58V115H63V113L64 112H66V111H71V112H74V110H77V112H79V110L81 111V109H83V108H81V106H82V104H81V102H82V99L80 98V96L82 97V95L81 94H79V95H77V96H75V93H74V96H75V98H73L74 96L72 95V98H70L69 100H68V98H64V103H63V101L62 102H60V103H63V105H61V108H60V106H58L57 104H55V103H53V101L50 99H48L47 98V96H44V93L42 94H40V93H38L37 91V89L35 88V82L34 81H32L31 83L29 82V79L27 80L26 78L27 77H29L30 79L33 77V75H31L32 74V70H33V68L31 67V63H32V59L33 58H35V43H33V42H31ZM172 41V40H171ZM12 42V41H11ZM46 42V41H45ZM140 42H143V40L142 41H140ZM149 42V41H148ZM154 42V41H153ZM159 42H161V41H159ZM224 42V41H223ZM16 43V42H15ZM172 43H176L175 41L173 42L172 41ZM179 43V42H178ZM6 44V43H5ZM140 44V43H139ZM143 44H146L145 42H143V43H141L140 44V47H142L143 46ZM167 44V43H166ZM170 44V43H169ZM193 44V43H192ZM192 44H191V46H192ZM4 45V44H3ZM54 45V44H53ZM142 45V46H141ZM182 45V44H181ZM187 45V44H186ZM6 46H8V45H6ZM156 46V45H155ZM162 46V45H161ZM193 46H194V44H193ZM38 46H36V48H37ZM54 47V46H53ZM145 47V46H144ZM172 47V46H171ZM182 47V46H181ZM139 48V47H138ZM163 48V47H162ZM165 48V47H164ZM249 48V47H248ZM251 48V47H250ZM6 49H8V48H6ZM66 49V48H65ZM146 48H144V50H145ZM175 49V48H174ZM178 49V48H177ZM196 49V48H195ZM194 49V50H195ZM10 50V49H9ZM100 50V49H99ZM142 50H143V47L142 48H140V51L139 52H142ZM144 50H143V52H144ZM154 50H156V48L154 49ZM167 50H169V49H167ZM253 50V49H252ZM172 51V50H171ZM171 51H170V53H171ZM175 51V50H174ZM174 51H172L173 53H174ZM189 51V50H188ZM191 51V50H190ZM248 51V50H247ZM61 52V51H60ZM95 52H96V50H95ZM98 52V51H97ZM105 52V51H104ZM150 52V51H149ZM149 52H147V53H149ZM254 52V51H253ZM91 54L93 53V52H90ZM99 53H100V51H99ZM98 53V54H99ZM110 53V52H109ZM187 53H189V52H187ZM199 53V52H198ZM201 53V52H200ZM90 54V55H91ZM102 54V53H101ZM100 54V55H101ZM142 55H144V54H146L145 52H144V54L143 53H141ZM197 54V53H196ZM256 54H257V52H256ZM255 54V55H256ZM0 55H2V54H0ZM12 55V54H11ZM96 54L94 53V56H95ZM106 55V54H105ZM130 55H131V53H130ZM133 55V54H132ZM141 55V56H142ZM148 55V54H147ZM170 55V54H169ZM206 55V54H205ZM248 55H249V53H248ZM251 55V54H250ZM34 56V57H33ZM91 56H93V54L91 55ZM140 56V57H141ZM145 56V55H144ZM150 56V55H149ZM246 56V55H245ZM253 56V55H252ZM252 56H250V59L251 60H253L252 58H254V60L255 59H257V58H255V57H252ZM97 57V56H96ZM108 57V56H107ZM110 57V56H109ZM130 57V56H129ZM128 57V58H129ZM139 57V56H138ZM147 57V56H146ZM249 57V56H248ZM252 57V58H251ZM1 58V57H0ZM51 58V57H50ZM150 58V57H149ZM152 58V57H151ZM171 58V57H170ZM175 58V57H174ZM182 58V57H181ZM180 58V59H181ZM188 58V57H187ZM190 58V57H189ZM85 59V58H84ZM83 59V60H84ZM95 59H97V58H95ZM95 59H94V61H95ZM115 59V58H114ZM184 59V58H183ZM192 59V58H191ZM204 59V58H203ZM245 59H247V58H245ZM249 59V60H250ZM91 60H93V59H91ZM109 60V59H108ZM111 60V59H110ZM177 60V59H176ZM250 60V61H251ZM254 60H253V62H254ZM260 60V59H259ZM81 61V60H80ZM85 61V60H84ZM89 61V60H88ZM106 61V60H105ZM146 61V60H145ZM179 61V60H178ZM196 61V60H195ZM83 62V61H82ZM174 62V61H173ZM181 62V61H180ZM198 62V61H197ZM207 62V61H206ZM210 62V61H209ZM245 62H247V61H245ZM84 63V62H83ZM88 63V62H87ZM94 62H92V64H93ZM96 63V62H95ZM99 63V62H98ZM199 63H201V62H198V64ZM249 63V62H248ZM250 63H252V61L250 62ZM66 64V63H65ZM81 64V63H80ZM102 64V63H101ZM104 64V63H103ZM102 64V65H103ZM145 64V63H144ZM181 64V63H180ZM246 64V63H245ZM257 64V63H256ZM35 65V64H34ZM77 65V64H76ZM167 65V64H166ZM203 65V64H202ZM208 65V64H207ZM74 66V65H73ZM90 66H92V65H90ZM136 66V65H135ZM170 66H172L171 64H170ZM183 66V65H182ZM196 66V65H195ZM200 66V65H199ZM248 66H249V64H248ZM168 67V66H167ZM216 67V66H215ZM245 67V66H244ZM71 68H73V67H71ZM92 68H94V67H92ZM99 68V67H98ZM173 68V67H172ZM177 68V67H176ZM179 68V67H178ZM183 68H185V67H183ZM217 68V67H216ZM78 69H82L81 68V66H80V68L78 67ZM133 69V68H132ZM139 69V68H138ZM148 69V68H147ZM171 69V68H170ZM205 69V68H204ZM84 70V69H83ZM87 70V69H86ZM90 70H92V69H90ZM163 70V69H162ZM165 70V69H164ZM178 70V69H177ZM202 70V69H201ZM213 70V69H212ZM251 70V69H250ZM81 72H77L74 76H73V78H74V84L72 85V87L74 86V85H79L80 86V88H83V85L85 84V83H87L86 81L84 82V80H80L81 81V83H79L78 84V81H79V78H81V76H83L82 75V70H80ZM85 71V70H84ZM97 71V70H96ZM138 71V70H137ZM144 71H146V70H144ZM251 71H254V70H251ZM39 72H41V71H39ZM38 72V73H39ZM73 72V71H72ZM71 72V73H72ZM156 72V71H155ZM166 72H167V70H166ZM238 72V71H237ZM181 73V72H180ZM243 73V72H242ZM161 73H159V75H160ZM164 74V73H163ZM243 74H245V73H243ZM137 75V74H136ZM242 75V74H241ZM254 75V74H253ZM35 76V75H34ZM70 76V75H69ZM85 76V75H84ZM150 76H152V75H150ZM172 76V75H171ZM240 76V75H239ZM252 76V75H251ZM96 77V76H95ZM105 77V76H104ZM107 77V76H106ZM144 77V76H143ZM108 78V77H107ZM110 78V77H109ZM145 78V77H144ZM151 78V77H150ZM154 78V77H153ZM152 78V79H153ZM182 78V77H181ZM33 79V78H32ZM70 79V78H69ZM81 79H83V78H81ZM95 79V78H94ZM140 79H142V78H140ZM139 79V80H140ZM156 79V78H155ZM174 79H176V78H174ZM173 79V80H174ZM188 79V78H187ZM186 79V80H187ZM233 79V78H232ZM260 79V78H259ZM259 79H257V80H259ZM144 80V82L142 83L143 85H146V78L145 79H143ZM148 80V79H147ZM149 80H151V79H149ZM159 80V79H158ZM179 80V79H178ZM262 80V79H261ZM67 81V80H66ZM69 81V80H68ZM108 81V80H107ZM153 81V80H152ZM157 81V80H156ZM229 81V80H228ZM254 81H256V80H254ZM70 82V81H69ZM111 82V81H110ZM109 82V83H110ZM154 82H155V80H154ZM186 82V81H185ZM258 82V81H257ZM263 82H264V80H263ZM259 83V85H256V84H252L251 85V87L249 86V85H246L247 87H244L243 89H244V91L246 92V94H252L253 93V91L254 90H256L257 91V93H258V90H257V88H259L260 90H261V88L262 87H264V83ZM89 83V82H88ZM170 83V82H169ZM147 84H149V83H147ZM152 84L154 85L155 83H151V86H152ZM156 84H158V83H156ZM174 84H176V83H174ZM178 84H179V82H178ZM181 84V83H180ZM238 84V83H237ZM71 85V84H70ZM90 85V84H89ZM132 85V84H131ZM142 85V86H143ZM170 85H171V83H170ZM191 85V84H190ZM234 83H233V81H231L230 80V83H228L227 84V88H229L230 89V91L234 88ZM86 86V85H85ZM121 86H123V85H121ZM168 86V85H167ZM176 86V85H175ZM192 86V85H191ZM195 86V85H194ZM236 86V85H235ZM70 88H72L71 86H69ZM78 87V86H77ZM141 87V86H140ZM148 87H149V85H148ZM155 87V86H154ZM188 87H190V86H188ZM66 89H67V87H65ZM79 88V87H78ZM85 88V87H84ZM87 88V87H86ZM153 88V87H152ZM159 88H160V86H159ZM164 88V87H163ZM166 88V87H165ZM185 88H187V87H185ZM39 89H41V87L39 88ZM66 89H64V90H66ZM138 89V88H137ZM155 89V88H154ZM167 89V88H166ZM165 89V90H166ZM188 89V88H187ZM51 90V89H50ZM63 90V89H62ZM69 90V89H68ZM74 90V89H73ZM91 90V89H90ZM94 90V89H93ZM143 90V89H142ZM152 90V89H151ZM168 90V89H167ZM177 90H180V89H177ZM183 90V89H182ZM186 90V89H185ZM263 90V89H262ZM40 91V90H39ZM78 91V90H77ZM88 91V90H87ZM157 91V90H156ZM187 91V90H186ZM191 91V90H190ZM208 90H206L205 92H207ZM234 91V90H233ZM243 91V90H242ZM241 91V92H242ZM264 91V90H263ZM61 92V91H60ZM59 92V93H60ZM66 92V91H65ZM69 92H71L70 90H69ZM69 92H68V96H69ZM129 92V91H128ZM142 92V91H141ZM144 92V91H143ZM142 92V93H143ZM153 92V91H152ZM180 92V91H179ZM201 92V91H200ZM234 92H236V91H234ZM51 93V92H50ZM63 93L64 92H62V96H63ZM102 93V92H101ZM104 93V92H103ZM123 93V92H122ZM139 93V92H138ZM146 93V92H145ZM158 93V92H157ZM185 93V92H184ZM186 93H188V92H186ZM57 94H58V92H57ZM66 93H64V95H65ZM136 94V93H135ZM151 94V93H150ZM198 94V93H197ZM242 95H244L243 94V92L241 93ZM60 95H61V93H60ZM89 94H87V96H88ZM93 95V94H92ZM130 95H132V94H130ZM140 95V94H139ZM142 95V94H141ZM157 95V94H156ZM166 95V94H165ZM181 95V94H180ZM184 95V94H183ZM182 95V96H183ZM186 95V94H185ZM190 95V93L188 94V96ZM192 95V94H191ZM190 95V96H191ZM201 95V94H200ZM208 95V94H207ZM262 95H264V94H262ZM52 96V95H51ZM66 96V95H65ZM71 96V95H70ZM129 96V95H128ZM151 96V95H150ZM171 96V95H170ZM169 96V97H170ZM181 96V97H182ZM188 96H186V98H187V100H185V103L183 102L182 104H180V106H174V105H172V103L170 104V105H172V106H169L172 110L174 109V110H184V112L186 111H190V109L192 108V106L195 104L194 103V98H192V97H189V98H191L190 100H188L189 98H188ZM203 96V95H202ZM261 96V95H260ZM59 97V96H58ZM86 97V96H85ZM99 97V96H98ZM98 97H96V98H98ZM106 97V96H105ZM155 97V96H154ZM157 97V96H156ZM167 98H168V96H166ZM245 97V96H244ZM246 97H248V96H246ZM251 97V96H250ZM256 97V96H255ZM137 98H138V96H137ZM139 98H141V96L139 97ZM158 98V97H157ZM163 98V97H162ZM161 98V100H164V99H162ZM165 98V97H164ZM184 98H185V96H184ZM197 98V97H196ZM243 98V97H242ZM258 98V97H257ZM53 99V98H52ZM86 99V98H85ZM95 99V98H94ZM105 99V98H104ZM115 98H113V100H114ZM153 99V98H152ZM198 99V98H197ZM201 99L202 98H200L199 99V101H201ZM208 99V98H207ZM210 99V98H209ZM247 99V98H246ZM246 99H244V103L246 104V102L248 101H246L245 102V100ZM251 100H253L252 98H250ZM256 99V98H255ZM62 100V99H61ZM96 100V99H95ZM127 100H128V98H127ZM156 100V99H155ZM159 100H160V98H159ZM166 100V99H165ZM167 100H169V99H167ZM166 100V101H167ZM171 100V99H170ZM173 100V99H172ZM174 100H175V98H174ZM180 100V99H179ZM256 100H259V99H256ZM260 100H261V98H260ZM119 101V100H118ZM151 101V100H150ZM166 101H161V102H166ZM176 101V100H175ZM181 101V100H180ZM184 101V100H183ZM189 101V102H188ZM198 101V100H197ZM205 101V100H204ZM208 101V100H207ZM59 102V101H58ZM68 102V103H67ZM88 102V101H87ZM114 102V101H113ZM169 102V101H168ZM172 102V101H171ZM176 102H178V100L176 101ZM257 102V101H256ZM259 102V101H258ZM264 102V101H263ZM23 103H26V104H28L29 105V107L28 108H24V105H23ZM103 103V102H102ZM105 103V102H104ZM120 103V102H119ZM158 103V102H157ZM167 103V102H166ZM181 103V102H180ZM248 103V102H247ZM250 103V102H249ZM260 103V102H259ZM53 104H55V107H54V105ZM95 104V103H94ZM139 104H140V102H139ZM173 104H175V103H173ZM178 104V103H177ZM263 104V103H262ZM81 105V106H80ZM85 105V104H84ZM158 105H160V104H158ZM165 105V104H164ZM168 105H169V103H168ZM197 105V104H196ZM195 105V107H194V109L197 107ZM244 105V104H243ZM26 106V105H25ZM141 106V105H140ZM147 106V105H146ZM157 106V105H156ZM174 106V107H173ZM198 106H200V105H198ZM162 107H163V105H162ZM165 107V106H164ZM203 107V106H202ZM147 108V107H146ZM126 109V108H125ZM130 109V108H129ZM143 109V108H142ZM148 109V108H147ZM159 109V108H158ZM166 109V108H165ZM164 109V110H165ZM202 109V108H201ZM240 109V108H239ZM241 109H243V108H241ZM245 110H246V108H244ZM66 110V111H65ZM73 110V111H72ZM93 110V109H92ZM160 110H162V109H160ZM164 110H163V112H164ZM171 110V111H172ZM173 110V111H174ZM257 110V105H253V106H251V107H249V111L248 112H253V111H256ZM68 111V112H69ZM125 111V110H124ZM168 111H169V109H168ZM70 112V113H71ZM77 112H76V115H78L77 114ZM128 112H129V110H128ZM170 112V111H169ZM197 112H199V111H197ZM200 112H202V111H200ZM75 113V112H74ZM80 113V112H79ZM151 113V112H150ZM161 113H162V111H161ZM167 113V112H166ZM165 113V114H166ZM177 113V112H176ZM188 113V112H187ZM190 113V112H189ZM188 113V114H189ZM203 113V112H202ZM260 113V112H259ZM85 114H86V112H85ZM129 114V113H128ZM135 114H137V112L135 113ZM163 115H161V116H164L165 114L164 113H162ZM170 114L172 115V113L170 112ZM174 114V113H173ZM178 114V113H177ZM176 114V115H177ZM192 114V113H191ZM201 114V113H200ZM205 114V113H204ZM242 114H244V113H242ZM65 115V114H64ZM75 115V116H76ZM81 115L82 116H84L85 117V115H83V113H82V111H81ZM100 115V114H99ZM158 115H159V112H158ZM160 115L156 118V120H158V121H161L162 122V120H160ZM180 115V114H179ZM237 115V114H236ZM235 115V116H236ZM245 115V114H244ZM66 116H67V114H66ZM73 116V115H72ZM81 116V117H82ZM165 116H167V114L165 115ZM229 116V115H228ZM231 116V115H230ZM254 116V115H253ZM61 117V116H60ZM60 117L58 116V117H56V118H59L60 119ZM81 117H78L77 116V118L79 119L77 122H79L80 121V118ZM116 117V116H115ZM170 117V116H169ZM174 117V116H173ZM177 117V116H176ZM180 117H182L181 115H180ZM55 118V121L57 120ZM76 118V117H75ZM100 118V117H99ZM147 118V117H146ZM149 118H150V116H149ZM163 118H165V117H163ZM178 118V117H177ZM184 117H182V119H183ZM207 118V117H206ZM59 119H58V121H59ZM86 119V118H85ZM93 119V118H92ZM118 119V118H117ZM122 119V118H121ZM162 119V118H161ZM166 119V118H165ZM168 119H171V117L170 118H168ZM189 119V118H188ZM49 120V122H51V120H53V119H48ZM47 120V121H48ZM110 120V119H109ZM150 120V119H149ZM164 120V119H163ZM176 120V119H175ZM179 120H180V118H179ZM199 120V119H198ZM201 120V119H200ZM61 121H62V119H61ZM68 121H70V120H68ZM88 121V120H87ZM100 121V120H99ZM171 121H173V120H169V123L171 122ZM178 121V120H177ZM190 121V120H189ZM204 121H205V119H204ZM54 122V121H53ZM57 122V121H56ZM109 122V121H108ZM127 121H125V123H126ZM129 122H130V120H129ZM152 122V121H151ZM154 122V121H153ZM160 122V123H161ZM164 122H165V120H164ZM181 122V121H180ZM239 122V121H238ZM60 123V122H59ZM62 123V122H61ZM60 123V124H61ZM74 123H75V121H74ZM81 123V122H80ZM86 123V122H85ZM155 123V122H154ZM159 123V122H158ZM166 123L168 124V122H167V119H166ZM163 124V123H161V126H163V125H167V124ZM174 123H176V122H174ZM235 123V122H234ZM50 124V123H49ZM48 124V125H49ZM58 124V123H57ZM70 124V123H69ZM95 124H97V123H95ZM173 124V123H172ZM199 124V123H198ZM201 124V123H200ZM199 124V125H200ZM52 125V124H51ZM62 125V124H61ZM60 125V126H61ZM66 125V124H65ZM78 125H80V124H78ZM78 125L76 124V128H74V129H77V127H78ZM92 125V124H91ZM99 125V124H98ZM157 125V124H156ZM159 125V124H158ZM170 125H171V123H170ZM230 125H231V123H230ZM237 125H239V124H237ZM54 127H55V125H53ZM58 126H59V124H58ZM59 126V127H60ZM97 126V125H96ZM96 126L94 127V126H91V127H94V128H96ZM160 126V127H161ZM164 126V128H166ZM196 126V125H195ZM194 126V127H195ZM232 126V125H231ZM57 127V126H56ZM58 127V128H59ZM67 127V126H66ZM65 127V128H66ZM68 127H69V125H68ZM72 128L74 127V125L73 126H71ZM71 127H70V129H71ZM88 127V126H87ZM86 127V128H87ZM133 127V126H132ZM136 127V126H135ZM170 126H169V124H168V126H167V129H165V130H170V132H171V129L173 130L174 128H172V126H171V128H169ZM191 127V126H190ZM193 127V128H194ZM237 126L234 124L233 125V129L236 131V128ZM47 128V127H46ZM62 128H63V126H62ZM61 128V130H60V128H59V130L61 131V132H63L62 130L63 129H65V128H63L62 129ZM163 127L161 128L162 130L164 129ZM68 129V128H67ZM84 129V128H83ZM88 129V128H87ZM92 129V128H91ZM97 129V128H96ZM96 129H95V131H96ZM132 129V128H131ZM50 130H51V128H50ZM66 130V129H65ZM69 130V129H68ZM81 130V132H82V129H80ZM134 130H136V129H134ZM175 130H177V129H175ZM175 130H173V131H175ZM49 131V130H48ZM57 131V130H56ZM92 131V130H91ZM131 131V130H130ZM160 131V130H159ZM164 131V130H163ZM196 131V130H195ZM233 131V130H232ZM29 132H28V134L27 135H30L29 134ZM51 132V131H50ZM67 132V131H66ZM77 132V131H76ZM75 132V133H76ZM94 132V131H93ZM162 131H160V134H162L161 133ZM166 132V131H165ZM189 132H190V130H189ZM197 132V131H196ZM198 132H199V130H198ZM197 132V133H198ZM261 132V131H260ZM4 133H5V135H4ZM32 133V134H33ZM65 133V132H64ZM80 133V132H79ZM84 133V132H83ZM83 133H82V136H83ZM86 133V132H85ZM89 133V132H88ZM178 133V132H177ZM188 133V132H187ZM1 134H2V136H1ZM40 134V133H39ZM66 134V133H65ZM137 134V133H136ZM164 134V133H163ZM166 134H168V132H166ZM170 134V133H169ZM168 134V135H169ZM239 134V133H238ZM26 135V134H25ZM68 135V134H67ZM86 135V134H85ZM89 135H91V134H89ZM167 135V136H168ZM173 135H174V133H173ZM172 135V136H173ZM179 135V134H178ZM194 135V134H193ZM201 135H203V134H201ZM236 135H237V133H236ZM48 136V135H47ZM64 136V135H63ZM170 136V135H169ZM176 136V135H175ZM234 136V135H233ZM232 136V137H233ZM256 136V135H255ZM259 136V135H258ZM23 137H25L24 135H23ZM22 137V138H23ZM28 137V136H27ZM76 137V136H75ZM81 137V136H80ZM86 137V136H85ZM96 137V136H95ZM161 137V136H160ZM165 137H166V135H165ZM178 137V136H177ZM180 137V136H179ZM201 137V136H200ZM199 136H195L194 138H193V140H192V143L191 144H189V146H185L186 148H183V149H181V151H179L180 152V158H181V161L183 162V166H181V164H180V171H179V174L181 175V176H186V174L187 173H192L193 172V170H196V169H198L200 166H202V168H203V165L205 164V157H206V153H207V147H206V145H205V143L203 142V140L200 138ZM260 137V136H259ZM21 138V139H22ZM28 138H30V137H28ZM34 138V137H33ZM67 138V137H66ZM77 138V137H76ZM162 138H164V136L162 137ZM167 138V137H166ZM174 138V137H173ZM228 138V137H227ZM261 138H264V137H261ZM83 139V138H82ZM165 139V138H164ZM170 138H168V140H169ZM178 139H180V138H178ZM177 139V140H178ZM234 139H235V136H234ZM258 139H260V138H258ZM28 140V139H27ZM26 140V141H27ZM35 140V139H34ZM37 140V139H36ZM40 140V139H39ZM251 140V139H250ZM255 140H257V139H255ZM49 141V140H48ZM51 141V140H50ZM80 141V140H79ZM179 141V140H178ZM252 141V140H251ZM67 142V141H66ZM83 142V141H82ZM1 143V142H0ZM35 143V142H34ZM37 143V142H36ZM47 143V142H46ZM68 143V142H67ZM79 143V142H78ZM90 143V142H89ZM175 143H176V141H175ZM178 143V142H177ZM249 143V142H248ZM247 143V144H248ZM71 144H72V142H71ZM75 144V143H74ZM84 143H82V145H83ZM246 144V145H247ZM175 145V144H174ZM178 145V144H177ZM23 146H24V144H23ZM179 146H180V143H179ZM213 146V145H212ZM11 147V148H10ZM70 147V146H69ZM73 147V146H72ZM81 147V146H80ZM174 147V146H173ZM175 147H177V146H175ZM183 147V146H182ZM181 146L178 148V149H180V148H182ZM14 150H13V149ZM74 148V147H73ZM77 148V147H76ZM86 148V147H85ZM246 148V147H245ZM7 149H11V151L14 153V155L13 156H11V155H9V151H7ZM45 149V148H44ZM83 149V148H82ZM176 149V148H175ZM21 150V149H20ZM209 150V149H208ZM46 151V150H45ZM48 151V150H47ZM171 151V150H170ZM169 151V152H170ZM246 151V150H245ZM9 152V153H8ZM19 152H21V151H19ZM55 152V151H54ZM57 152V151H56ZM179 152L177 153V154H179ZM1 153V154H2ZM8 153V154H7ZM44 153V152H43ZM128 153H129V150H128ZM138 153V152H137ZM176 153V152H175ZM15 154H17V155H15ZM20 154H22V152L20 153ZM208 154V153H207ZM6 155H8V156H6ZM58 155V154H57ZM61 155V154H60ZM121 155H123V154H121ZM125 155H126V152H125ZM124 155V156H125ZM128 155V154H127ZM19 158H18V157ZM65 156V155H64ZM95 156V155H94ZM129 156V155H128ZM128 156H126V158L128 157ZM56 157V156H55ZM78 157V156H77ZM119 157H120V155H119ZM123 157V156H122ZM208 157V156H207ZM232 157V158H231ZM74 158V157H73ZM125 158V157H124ZM125 158V159H126ZM129 158V157H128ZM135 158V157H134ZM140 158V157H139ZM171 158V157H170ZM169 158V159H170ZM54 159V158H53ZM95 159V158H94ZM131 159H132V156H131ZM136 159V158H135ZM51 160V159H50ZM57 160V159H56ZM55 160V161H56ZM122 160H123V158H122ZM129 160V159H128ZM138 160V159H137ZM144 160V159H143ZM147 160V159H146ZM171 160V159H170ZM228 160H230V162H232V163H234L236 160L238 161V164L237 165H239L240 167V169H238L239 171L234 175V176H231V177H229L228 175V179H225V178H221V176H217V175H214V174H209L210 176H206V177H204L203 179H204V181H202V182H200L199 180H198V178L197 179H195L196 177H195V175L194 176H192V177H195V178H192V180H193V182H192V180H191V182H192V184H193V186L192 187H194L193 189H192V191H190V192H186V191H188V190H185V195L183 196V199H181V197H179L180 198V203L182 204V206L180 205V207H182L183 209V213H186V214H188L189 215V218L188 219H184V216H183V214H182V218L183 219H181V221L180 222H178L177 221V223H176V225H175V229H176V232L175 231H173V230H171V231H173V232H175V234H176V236H174L173 235V237H172V235L171 234H173V233H171L170 234V236L171 237H169V238H167V237H165V234H164V230L166 229H162V226H160L159 227V225H158V227H159V229L161 228V231H163V235L160 233H158V235H160V237H165V239H163V244H165L166 246H167V244H166V242L168 241L169 243V245L167 246V247H165L164 245L162 246V247H164V250H166L167 249V252L169 253H166L165 252V254L166 255H170L171 257H172V260H173V262L172 261H170V262H172V264L174 263V264H264V140L263 139H261V140H258V141H256L255 143H253V144H251L250 146H248V148H247V152L245 153V155L243 154L242 156H239V157H237L236 159H235V161H233V156H230V158L228 159ZM3 161V162H4ZM10 161V162H9ZM14 161V162H13ZM54 161V160H53ZM54 161V162H55ZM119 161H121V158L119 159ZM118 161V162H119ZM125 161H127V160H125ZM133 161V160H132ZM142 161V160H141ZM172 161V160H171ZM176 161V160H175ZM180 161V162H181ZM209 161V160H208ZM211 161V160H210ZM217 162H220V161H218V160H216ZM216 161H214V162H216ZM45 162V161H44ZM48 162V161H47ZM69 162V161H68ZM130 162H131V160H130ZM142 162H144V161H142ZM150 162V161H149ZM177 162V161H176ZM224 162V161H223ZM227 162V161H226ZM6 163V164H7ZM61 163V162H60ZM65 163H66V161H65ZM128 163V162H127ZM127 163H124V164H127ZM141 163V162H140ZM221 163H222V161H221ZM4 164V163H3ZM122 164V163H121ZM131 164V163H130ZM129 164V166H131L130 168H129V166H128V173H127V171H124V172H126V173H124V175L126 174V176H127V178H125L126 180V183H127V186L125 187V189L124 190H121V188H120V190H121V192H120V190H119V193H117V191H116V193H115V191L113 190V192H111V193H109L108 194V203H107V205L106 206H104L103 204L105 203L104 202V200L103 199H105L106 197H104L103 199H101L102 198V196H104V193L103 194H101V196L99 197V196H94V198H90V200H89V198H88V200L86 199V202H81V200H79L81 203H80V205L77 207L78 209L75 211V212H73V213H71V216L69 217V218H66L65 220H63L62 222H59L58 220H57V222L59 223L58 224V226H59V231H60V233L64 236H66L67 237V235H68V231H69V229L71 228V226L72 225H76V226H81V227H83L86 223L88 224V226H89V222L90 221H88V222H86V223H84V225H83V216H85V215H88V216H92V218H94V220L93 221H91V222H95L96 224H97V222L98 223H100V226L102 225L104 228L106 227V228H110L109 226L110 225H113L114 227H115V225H117V224H120L122 221L124 222V220H125V217H126V215H129L130 213L133 215V217H136V216H134L135 214H137V212H141L142 211V213L145 211V209H148L149 207H152L151 205H153V204H156L158 201V199H159V196H161V195H159V193L161 192H155V191H152V189L154 190V188L152 187L151 188V184L149 185L148 183H150V180H149V170L147 169H145L146 167H144V168H142L141 166H143V163L142 164H140L139 166L137 165V166H132V164L130 165ZM212 164V163H211ZM151 165V164H150ZM149 165V166H150ZM206 165V164H205ZM233 165V164H232ZM5 166H8V165H4V167H3V170H2V167H1V164H0V175L2 174V171H7L8 169H4L5 168ZM46 166V165H45ZM126 166V165H125ZM124 166V167H125ZM147 167V168H150V167H152V166H150V167ZM178 166V165H177ZM9 167H12V166H9ZM8 167V168H9ZM14 167V166H13ZM65 167H66V164H65ZM167 167V166H166ZM230 167V166H229ZM30 168H32L31 166H30ZM123 168V167H122ZM171 168H172V166H171ZM211 168V167H210ZM10 169H12V168H9V170ZM15 169V168H14ZM47 169V168H46ZM124 169V168H123ZM8 170V172H9V174L11 173V175H12V171L10 172ZM16 170V169H15ZM49 170V169H48ZM169 170V169H168ZM17 171L18 170H16L15 171V173L17 174ZM21 171V170H20ZM23 171V170H22ZM47 171V170H46ZM51 171V170H50ZM50 171H48V172H50ZM121 171V170H120ZM123 171V170H122ZM121 171V172H122ZM4 172V173H5ZM8 172H6L5 174L3 173V175H6ZM19 172V171H18ZM195 172V171H194ZM235 172V171H234ZM50 173H53V172H50ZM50 173H46L47 175H49V176H51L52 177V174L50 175ZM15 174V175H16ZM45 174V175H46ZM217 174V173H216ZM17 175H19V174H17ZM37 175V174H36ZM66 176H67V173L65 174ZM69 175V174H68ZM152 175V174H151ZM188 175H190V174H188ZM232 175V174H231ZM2 176V175H1ZM7 176L8 175H6V176H4V177H6V179H7ZM39 176H41V175H39ZM61 176V175H60ZM72 176V175H71ZM76 176H77V174H76ZM123 176V175H122ZM125 176V177H126ZM170 176H172V175H170ZM169 176V177H170ZM227 176L225 175V177L227 178ZM3 177V176H2ZM13 177H15V176H13ZM18 177V176H17ZM16 177V178H17ZM20 177V176H19ZM17 178L19 181H20V179H21V177L20 178ZM47 178H48V176H46ZM62 177H63V175H62ZM157 177V176H156ZM160 177V176H159ZM178 177V176H177ZM187 177V176H186ZM40 178V177H39ZM41 178H42V176H41ZM40 178V179H41ZM47 178H46V180H47ZM50 178V177H49ZM54 178V176L51 178V180ZM55 178H56V176H55ZM54 178V179H55ZM68 178H70V177H68ZM67 178V179H68ZM76 178V177H75ZM74 178V179H75ZM173 178V177H172ZM61 177L59 178V180L61 181ZM124 179V178H123ZM181 179V178H180ZM188 179V178H187ZM200 179V178H199ZM202 179V178H201ZM202 179V180H203ZM44 182L43 183H46L45 182V177H44ZM59 180L57 181V182H59ZM65 180V179H64ZM63 180V181H64ZM69 180V179H68ZM157 180V179H156ZM159 180V179H158ZM49 181V180H48ZM47 181V182H48ZM56 181V180H55ZM55 181H53V182H55ZM164 179H160V181L158 182V181H156V183L157 184H159V183H163L164 184ZM177 181V180H176ZM25 182V181H24ZM41 182V183H42ZM174 181H172V183H173ZM39 183V182H38ZM50 183H51V181H50ZM64 183H65V181H64ZM68 183H71V182H67V184ZM166 183V186H168L167 185V181L165 182ZM175 183V182H174ZM173 183V184H174ZM15 184H16V182H15ZM47 184V183H46ZM52 184H54V183H51V184H49V185H46L45 186V188L47 187V186H50V185H52ZM60 184H62V183H60ZM67 184H66V186H67ZM169 184V183H168ZM172 184V185H173ZM183 184V183H182ZM45 185V184H44ZM161 185V184H160ZM171 184H169V188L171 187L170 186ZM187 185V184H186ZM185 185V186H186ZM17 186V185H16ZM41 186V185H40ZM55 186H56V183H55ZM62 186H63V184H62ZM166 186L165 185H163V187H165V189H169L168 187L166 188ZM13 187V186H12ZM18 187V186H17ZM43 187V186H42ZM54 187V186H53ZM71 187V186H70ZM157 187V186H156ZM162 187V186H161ZM2 188V187H1ZM16 188V187H15ZM21 188V187H20ZM49 188V187H48ZM47 188V189H48ZM50 188H51V186H50ZM55 188V187H54ZM64 188V187H63ZM118 188V187H117ZM188 188V187H187ZM186 188V189H187ZM40 189H42V188H40ZM44 189V188H43ZM43 189H42V191H43ZM58 189H59V187H58ZM66 189V188H65ZM174 189V188H173ZM45 190V189H44ZM67 190V189H66ZM102 190V189H101ZM104 190H106V189H104ZM110 190H112V189H110ZM109 189H108V191H110ZM158 190V189H157ZM170 190V189H169ZM51 190H49V192H50ZM53 191V190H52ZM108 191H107V193H108ZM173 191V190H172ZM183 191V190H182ZM3 192V191H2ZM31 192H33V191H31ZM40 192V191H39ZM62 191H60L59 193H61ZM68 192H69V190H68ZM98 192L100 193V192H103V190L102 191H100V190H98ZM106 192V191H105ZM1 193V192H0ZM6 193V192H5ZM5 193H1L2 194V197H0V212L1 213H3L4 215V217H5V219H7V220H13V221H15L16 223H20L21 224V226L22 227H20V229L22 228V230H23V232L25 231H29V229H31V225H30V221H34L35 223H36V225H38L37 224V222L35 221V220H37L38 219V215H35V214H37V213H35V212H30V214L28 213V215L29 216H31V217H28V215L26 216L25 215V213H24V215L22 214H19V216H16V214H15V216L13 215V213H14V206H13V204H11L10 205V203L8 202V199L9 198H11V197H7V199H6V197H3V195L5 194ZM66 193V192H65ZM98 193V194H99ZM0 194V195H1ZM51 194V193H50ZM50 194H48V192H44L43 193V198L44 199H47V197L49 198L50 197ZM66 194H68V193H66ZM96 194V193H95ZM9 195V194H8ZM22 195V194H21ZM26 195V194H25ZM54 195V194H53ZM53 195H52V197H53ZM57 195V194H56ZM64 195V194H63ZM71 195V194H70ZM97 195V194H96ZM100 195V194H99ZM19 196V195H18ZM65 196V195H64ZM75 196V195H74ZM91 197H93V193H92V195H90ZM107 196V195H106ZM166 196H168V195H166ZM180 196V195H179ZM13 197V196H12ZM16 197V196H15ZM34 197V196H33ZM41 197V196H40ZM69 197H71V196H69ZM68 197V198H69ZM76 197V196H75ZM5 198V199H4ZM17 198V197H16ZM34 198H36V197H34ZM23 199V198H22ZM40 199H42V198H40ZM73 199H75L74 197H73ZM77 199H78V197H77ZM107 199V198H106ZM162 199V198H161ZM25 200V199H24ZM43 200V199H42ZM41 200V201H42ZM61 200V199H60ZM101 200H103V202L104 203H102V201ZM178 200V199H177ZM18 201V200H17ZM47 201V200H46ZM63 201H65L64 200V198H63ZM68 201V200H67ZM76 201H78V200H76ZM78 201V202H79ZM82 201H85L84 199L82 200ZM161 202H162V200H160ZM164 201V200H163ZM2 202V203H1ZM14 202V201H13ZM36 202V201H35ZM34 202V203H35ZM44 202H45V200H44ZM71 202V201H70ZM27 204H28V202H26ZM30 203V202H29ZM31 203H33V202H31ZM38 203V201L36 202V204ZM49 203V202H48ZM47 202H46V204H48ZM61 203V202H60ZM76 203V202H75ZM105 203V204H106ZM178 203H179V200H178ZM36 204L34 205V206H36ZM41 204V203H40ZM45 203H43V205H44ZM50 204V203H49ZM62 204V203H61ZM64 204V203H63ZM158 205L160 204V202H158L157 203ZM155 205V206H158V205ZM17 205H19L20 206V204H19V202L17 203ZM42 205V206H43ZM68 205H69V203H68ZM168 205V204H167ZM26 206V205H25ZM31 206H33L32 204H31ZM51 206V205H50ZM50 206H49V208H50ZM53 206V205H52ZM65 205H63V207H64ZM155 206H154V208H155ZM16 207V206H15ZM47 207H48V205H47ZM29 208V207H28ZM34 209H35V207H33ZM41 208H43V209H45V207H41ZM56 208V207H55ZM65 208V207H64ZM70 208V207H69ZM159 208H161V206L159 207ZM33 209V210H34ZM43 209H42V211H43ZM73 209V208H72ZM152 208H149V211H152L151 210ZM177 209V208H176ZM29 210H30V208H29ZM55 210V212L57 211V209H54ZM62 210V209H61ZM66 210H67V208H66ZM101 210V212H99ZM46 213H49L50 211H49V209L48 210H44ZM49 211V212H48ZM69 211V210H68ZM68 211H65V212H68ZM166 211H169V210H166ZM165 211V212H166ZM171 211V210H170ZM173 211L174 212H176V213H178V214H176V216L177 215H179L180 214V211H176L175 209H173ZM172 211V212H173ZM38 212V211H37ZM54 212V213H55ZM18 213H19V211H18ZM44 213V212H43ZM46 213H44V214H46ZM51 213V212H50ZM58 213H60V212H58ZM58 213H56V214H58ZM135 213V214H134ZM145 213V212H144ZM154 213V212H153ZM169 213V212H168ZM27 214V213H26ZM41 214V213H40ZM43 214V215H44ZM84 214V215H83ZM140 214V213H139ZM156 214V213H155ZM154 214V215H155ZM162 214H164V213H162ZM161 214V215H162ZM166 214H167V212L164 214V217L166 216ZM173 215L175 214V213H172ZM42 215V216H43ZM48 215L49 214H47V217H48ZM55 215V214H54ZM73 215V216H72ZM83 215V216H82ZM168 215V214H167ZM170 215V214H169ZM173 215H170L171 217H173ZM2 216V215H1ZM2 216V217H3ZM40 216V215H39ZM56 216H58V215H56ZM131 216V215H130ZM141 216V215H140ZM143 216H144V214H143ZM146 216V215H145ZM144 216V217H145ZM148 216V215H147ZM128 217V216H127ZM132 216H131V218H133ZM138 217V216H137ZM142 217V216H141ZM149 217H150V215H149ZM149 217H147V218H149ZM162 217V216H161ZM40 218V217H39ZM42 218V217H41ZM40 218V219H41ZM56 218V217H55ZM59 218V217H58ZM57 218V219H58ZM147 218H145V219H147ZM154 218V217H153ZM174 218H175V215H174V217L172 218L173 220H174ZM179 219H180V217H178ZM46 218L44 217V220H45ZM54 218H52V221L54 222V220H53ZM89 219V218H88ZM136 219V218H135ZM139 219V218H138ZM156 219H158V218H156ZM167 219V218H166ZM169 219V218H168ZM43 220V221H44ZM60 220V219H59ZM91 220V219H90ZM163 219H161V220H159V224H161V222H163L162 221ZM173 220H171V218H170V221H173ZM176 220H177V218H176ZM12 221V222H13ZM42 221V222H43ZM51 221V222H52ZM85 221H86V219H85ZM128 221H130L129 219H128ZM133 221V220H132ZM138 221H140V220H138ZM141 221H142V219H141ZM143 221H144V219H143ZM175 221V220H174ZM50 222V223H51ZM55 222H56V220H55ZM133 222H135V221H133ZM148 222H150V221H148ZM151 222H153V221H151ZM150 222V223H151ZM7 223V222H6ZM94 223V224H95ZM139 223V222H138ZM141 223V222H140ZM165 223V222H164ZM163 223V224H164ZM193 223H195V224H197L198 226V228L196 227V229L193 227V226H191V224H193ZM8 224H9V222H8ZM42 224V223H41ZM95 224V227L97 226ZM127 224H129L128 222H127ZM149 224V223H148ZM147 224V225H148ZM175 224V223H174ZM43 225L45 226V224L43 223ZM51 225V224H50ZM92 225V226H91ZM90 226L92 227V230L94 229L93 228V224H91ZM136 225V224H135ZM155 225V224H154ZM194 225V224H193ZM14 227H15V225H13ZM48 225H46V227H47ZM56 226V225H55ZM86 226V225H85ZM122 226V225H121ZM142 226V225H141ZM141 226L138 228L139 229V231H141L140 233H143L144 234V231L146 230L145 229V227H143V228H141ZM146 226V225H145ZM150 226L153 228H151L153 231H155V233L157 232V230H158V228H155V227H157V226H155V227H153L151 224H150ZM165 226V225H164ZM196 226V225H195ZM33 227V226H32ZM37 227V226H36ZM73 227V226H72ZM87 227V226H86ZM91 227H89V228H91ZM137 227V226H136ZM148 227V226H147ZM168 227V226H167ZM169 227H171V226H169ZM35 228V227H34ZM49 228V227H48ZM76 228V227H75ZM98 228V227H97ZM105 228V229H106ZM120 228V227H119ZM118 228V229H119ZM124 228V227H123ZM126 228V227H125ZM134 228V227H133ZM150 228V227H149ZM154 228H155V230H154ZM80 229V228H79ZM87 229V228H86ZM85 229V230H86ZM132 229V228H131ZM137 229V228H136ZM157 229V230H156ZM32 230V229H31ZM30 230V231H31ZM56 230V229H55ZM95 230V229H94ZM133 230H135V229H133ZM150 230V229H149ZM148 230V228H147V231H149ZM125 231V230H124ZM138 230H136V231H134L135 232V234H138L139 233V231H138V233H136ZM147 231H145L146 233H147ZM151 231V230H150ZM166 231H168L167 229H166ZM165 231V232H166ZM54 232V231H53ZM58 232V231H57ZM86 232V231H85ZM118 232V231H117ZM127 232V231H126ZM129 232V231H128ZM133 232V233H134ZM158 232H160V230L158 231ZM195 232H198V236H200V242H201V239H203V238H205V237H207L206 239L208 240V241H205L204 242V240L200 243L199 242V244H198V242H196L197 241V239L195 240V238L196 237H198V236H195V238H194V235L193 234H195ZM82 233V232H81ZM80 233V234H81ZM149 233V232H148ZM147 233V234H148ZM167 233V232H166ZM16 234V233H15ZM21 234V233H20ZM20 234H18V236L20 235ZM26 234H28V233H26ZM25 234V235H26ZM59 234V233H58ZM86 234L88 235V232H86ZM124 234H125V232H124ZM129 233H127V235H128ZM131 234H132V232H131ZM130 234V235H131ZM142 234V235H143ZM200 234V235H199ZM14 235V234H13ZM49 235V234H48ZM56 235V234H55ZM60 235V234H59ZM70 235V234H69ZM85 235V234H84ZM117 235V234H116ZM121 234H119V236H120ZM141 235V236H142ZM150 235V234H149ZM154 235V234H153ZM152 235V236H153ZM157 235V234H156ZM156 235H154V236H156ZM162 235V236H161ZM50 236V235H49ZM79 236V235H78ZM82 236V238H83V235H81ZM118 236V235H117ZM118 236V237H119ZM126 236V235H125ZM123 236L124 238H127L128 236ZM138 236H140V234L138 235ZM144 236V235H143ZM145 236L147 237L148 235H146L145 234ZM153 236V239L155 238ZM166 236H169V235H167L166 234ZM11 237V236H10ZM20 237H22V236H20ZM33 237H34V235H33ZM80 237V236H79ZM87 237V236H86ZM114 237H116V236H114ZM121 237V236H120ZM120 237H119V239H120ZM131 237V236H130ZM134 237V236H133ZM136 237V236H135ZM150 237H151V235H150ZM159 237V238H160ZM18 238V237H17ZM58 238V237H57ZM69 238V237H68ZM122 238V237H121ZM124 238H122L121 240H123ZM142 238V237H141ZM141 238H140V241H141ZM149 238V236L146 238V240ZM158 238V237H157ZM158 238V239H159ZM162 238L160 239V240H162ZM166 238H167V241H166ZM7 239H9V238H7ZM18 239H20V238H18ZM53 239V238H52ZM64 239V238H63ZM115 239V238H114ZM118 239V238H117ZM117 239H115V240H117ZM129 239V238H128ZM142 239H144V237L142 238ZM150 239V238H149ZM169 239V240H168ZM205 239V240H206ZM21 240V239H20ZM28 240V239H27ZM47 240V239H46ZM139 240V239H138ZM138 240H137V242H138ZM145 240V242H147ZM193 240L196 242H193ZM239 240L241 241V242H243V243H239ZM48 242H47V244H50V240H47ZM51 241H53V240H51ZM56 241H57V239H56ZM68 241V240H67ZM78 241V240H77ZM114 240H112L111 242H113ZM129 241V240H128ZM149 241H153L152 239H150ZM148 241V242H149ZM238 241V242H237ZM55 242V241H54ZM54 242H52V243H54ZM61 242V241H60ZM64 242V241H63ZM62 242V243H63ZM72 242V241H71ZM80 242H83V241H81L80 239H79V243ZM109 242V241H108ZM115 243L117 242V241H114ZM113 242V243H114ZM130 242V241H129ZM239 243L240 245H239V248L237 249V250H235V248H234V246H235V244H237V243ZM11 244H12V242H10ZM15 243V242H14ZM22 243V242H21ZM20 242L18 243L17 242V244H21ZM25 243V242H24ZM44 243V242H43ZM51 243V244H52ZM74 243V242H73ZM79 243L77 244L76 243V245L77 246H74V248L75 247H77L78 248V250H77V248L73 251V252H69V258H68V264H80L79 263V259L81 260V255H82V253H81V251H82V248H81V250H80V246L82 245V246H84L85 247V245H83L82 243H80L81 245H79ZM114 243V244H115ZM136 243V242H135ZM144 242L142 241L141 242V244H143ZM152 243V246L151 245H149L150 244V242L149 243H147L148 244V246H149V248H150V246L153 248L154 246H153V244L155 243L156 244V241H153V242H151ZM159 244H160V242H158ZM193 243H195V244H193ZM16 244V243H15ZM16 244V245H17ZM29 244V243H28ZM30 244H34V243H30ZM42 244V243H41ZM56 244H57V242H56ZM59 244V243H58ZM61 244V243H60ZM67 244V243H66ZM68 244H70V243H68ZM66 245V246H70V245ZM86 244V243H85ZM159 244H157V246L159 245ZM161 244H162V241H161ZM198 244V246H195L194 247V251H192V249H193V245H197ZM16 245H14V246H16ZM22 245V244H21ZM64 245H65V243H64ZM88 245V244H87ZM119 246H121L120 244H118ZM143 245H146V243L145 244H143ZM30 246V245H29ZM72 246V248H73V245H71ZM114 246V245H113ZM116 246H117V244H116ZM116 246H114V248H116ZM118 246V247H119ZM24 247V246H23ZM23 247H21L22 248V250H23ZM49 247V246H48ZM47 247V248H48ZM52 247H54V245H50V249L52 248ZM56 247H58V246H56ZM56 247H54V249L55 250H53V251H57L56 250ZM87 247V246H86ZM112 247V246H111ZM138 247V246H137ZM136 247V248H137ZM161 247V248H162ZM197 247V248H196ZM13 248V247H12ZM20 248V247H19ZM21 248H20V250H21ZM27 248V247H26ZM26 248H24V249H26ZM43 248V247H42ZM44 248H46V246L44 247ZM46 248V249H47ZM70 248V247H69ZM73 248V249H74ZM103 248V247H102ZM106 249H107V247H105ZM109 248V247H108ZM148 248V247H147ZM158 248V247H157ZM156 248V250L157 251H159L160 249L158 248L157 249ZM196 248V249H195ZM14 249H15V247L13 248V251H14ZM49 249V250H50ZM58 249H59V247H58ZM84 249V248H83ZM88 250H89V248H87ZM106 249H104V250H106ZM112 249V251H113V248H111ZM119 249V250H118ZM121 248H116V250H115V252L117 251H119V252H121V253H119V254H117V252L116 253H114V252H111V254L112 253H114V255H112V257H110L111 256V254L110 255H104L105 253H106V251H105V253L103 252L104 250L103 249H101V250H103L102 252L104 253H102V256L104 255L105 257L103 258V259H101V263L100 264H127V263H130V262H132L131 261V259L132 258H134V257H132V258H130L131 256H130V253H129V255H126V254H128V253H124L123 254V250H120ZM144 249H146L145 247H144ZM17 250V249H16ZM15 250V251H16ZM21 250V251H22ZM43 250V249H42ZM45 250V249H44ZM140 250V249H139ZM154 250V249H153ZM197 250V251H196ZM19 251V250H18ZM46 251H48V250H46ZM61 251V250H60ZM62 251H64V250H62ZM67 251V250H66ZM69 251V250H68ZM70 251H71V249H70ZM85 251H86V249H85ZM145 251V250H144ZM23 252V251H22ZM22 252H21V255H22ZM51 252V251H50ZM108 252V251H107ZM146 252V251H145ZM160 252H162V254H164L163 253V250L162 251H160ZM234 252H236L235 253V257L233 256V258L232 257H229V254L230 253H234ZM24 253V252H23ZM49 253V252H48ZM52 253V252H51ZM54 253V252H53ZM52 253V254H53ZM63 253V252H62ZM65 253V252H64ZM84 253V252H83ZM140 253V252H139ZM55 254H56V252H55ZM86 254V253H85ZM108 254V253H107ZM153 254V253H152ZM61 255H63V254H61ZM95 255H96V253H95ZM132 255V254H131ZM232 255V254H231ZM230 255V256H231ZM24 256H25V254H24ZM49 256H50V254H49ZM59 256V255H58ZM165 256V255H164ZM36 257V256H35ZM44 257V256H43ZM42 257V258H43ZM61 257H63V256H61ZM65 257V256H64ZM83 257H85V256H83ZM83 257H82V259H83ZM138 257V256H137ZM166 257V256H165ZM51 258H53L52 256H51ZM139 258V257H138ZM35 259V258H34ZM39 259V258H38ZM43 259H45V258H43ZM91 259V258H90ZM94 259V258H93ZM14 260V259H13ZM56 260H57V258H56ZM58 260H61V259H58ZM134 260H135V258H134ZM133 260V261H134ZM11 261H12V259H11ZM38 261V260H37ZM36 261V262H37ZM44 261V260H43ZM45 261H47V260H45ZM50 261V260H49ZM83 261V260H82ZM100 261V260H99ZM158 261V260H157ZM51 262L52 261H50V264H51ZM54 262V261H53ZM65 262V261H64ZM63 262V263H64ZM169 262V264H171ZM6 263H7V261H6ZM16 263H17V261H16ZM62 263V264H63ZM92 263V262H91ZM99 263V262H98ZM8 264V263H7ZM49 264V263H48ZM65 264V263H64ZM82 264H83V262H82ZM131 264V263H130Z\"/></svg>",
    "mask_w": 264,
    "mask_h": 264
}]
</instances>
